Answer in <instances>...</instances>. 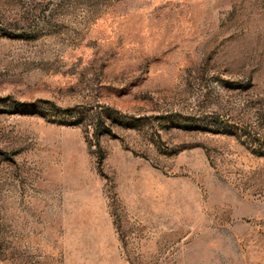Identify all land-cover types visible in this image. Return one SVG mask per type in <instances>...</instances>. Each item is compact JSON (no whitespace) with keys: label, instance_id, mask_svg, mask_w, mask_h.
Listing matches in <instances>:
<instances>
[{"label":"rangeland","instance_id":"obj_1","mask_svg":"<svg viewBox=\"0 0 264 264\" xmlns=\"http://www.w3.org/2000/svg\"><path fill=\"white\" fill-rule=\"evenodd\" d=\"M0 264H264V0H0Z\"/></svg>","mask_w":264,"mask_h":264}]
</instances>
